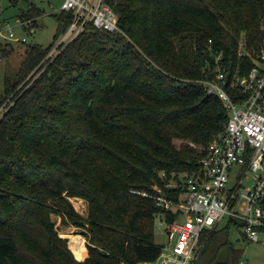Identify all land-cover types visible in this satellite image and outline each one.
Masks as SVG:
<instances>
[{
	"label": "trees",
	"instance_id": "16d2710c",
	"mask_svg": "<svg viewBox=\"0 0 264 264\" xmlns=\"http://www.w3.org/2000/svg\"><path fill=\"white\" fill-rule=\"evenodd\" d=\"M106 1L122 31L88 24L49 56L53 45L21 40L24 58L0 98V106L9 99L0 116V264L157 260L165 244L155 240L156 217L175 212L132 189L158 184L178 200L184 190L166 182L196 169L225 128V103L202 83L209 39L231 69L264 48V0ZM27 2L18 15L41 26L48 12ZM50 13L59 39L74 11ZM0 50L7 57L12 48L0 42ZM72 196L88 201L87 216ZM53 213L82 229L88 257L75 256ZM233 223L241 229L235 219L225 228ZM222 231L203 232L202 264H242L234 247L221 259L231 242Z\"/></svg>",
	"mask_w": 264,
	"mask_h": 264
},
{
	"label": "built area",
	"instance_id": "2783aa9c",
	"mask_svg": "<svg viewBox=\"0 0 264 264\" xmlns=\"http://www.w3.org/2000/svg\"><path fill=\"white\" fill-rule=\"evenodd\" d=\"M63 9L74 11L72 22L47 56L59 51L88 24L122 31L117 13L106 0H62L58 10ZM15 20L30 33L37 27L33 17L17 16ZM5 23L8 34L14 36L13 25ZM7 28L0 30V34ZM21 40L27 41V37L23 35ZM211 42L209 39L206 47L210 57L202 62V83L208 93L223 100L228 121L222 131L212 136L196 169L166 182L170 189L184 190L178 200L158 184L153 185V192L132 189L151 197L161 208L175 212L171 221L162 213L158 215L165 221L171 243L164 248L170 253L163 259L136 264H195L205 246L203 232L217 228L225 218L241 222L248 241L264 244V48L251 65L240 60L231 69L224 63L223 51L214 50ZM245 51V39L240 38L239 56ZM164 254L163 251L161 256Z\"/></svg>",
	"mask_w": 264,
	"mask_h": 264
},
{
	"label": "rangeland",
	"instance_id": "374dc122",
	"mask_svg": "<svg viewBox=\"0 0 264 264\" xmlns=\"http://www.w3.org/2000/svg\"><path fill=\"white\" fill-rule=\"evenodd\" d=\"M35 4L44 9L46 13L44 16L40 17L41 26H37L35 31L30 33L27 32L23 27L19 24H15L20 8H27L28 2L27 0H20L18 3L14 4L11 0H0V30H4L7 28L6 21H9L11 25H13V29L15 32L14 36H10L8 34V28L6 31L1 33L0 42L4 45L6 44L8 48H12L11 52L7 55V57H2L0 61V98L5 92L6 81L7 79H11L15 72L21 66L22 59L24 58V42L21 41V37L25 35L27 37V42H38L43 46L53 45L55 46L58 38L55 39V33L57 31L56 19L50 12L56 11L59 9L62 0H32ZM25 82V81H24ZM23 84V83H22ZM9 99L5 101L0 106V116L3 114L4 110L7 108V104ZM249 181V180H248ZM75 209L87 216L88 214V201L82 197L72 196L70 198ZM53 219L56 221V225L60 234L64 237H68V240L71 239V243L69 247L72 249L73 253L77 258H85L89 256V248L87 245L88 238L82 233V229L75 225H67L62 223L60 215L53 213ZM228 223V219L225 218L223 221L219 223V229H225L222 231V234L228 232V238L230 241L228 244L222 246L220 250V257L224 259L227 257L230 251V247L238 248V258L241 261H247L250 264H264V244L260 242H250L248 239L242 234V228L235 227L234 225H230L225 228ZM165 221L161 220L159 216L156 217L155 220V240L158 243L167 245L171 243L167 233L165 232ZM225 236V235H223ZM77 237V238H76ZM76 238L75 240H73ZM78 240H82L84 246L87 249V256L79 257V255H83L77 249ZM69 243V241H68ZM164 255L160 256V259H163L169 252L167 248H164ZM210 252H208L205 256L200 258L197 264H202L209 261Z\"/></svg>",
	"mask_w": 264,
	"mask_h": 264
},
{
	"label": "crops",
	"instance_id": "0c3cea01",
	"mask_svg": "<svg viewBox=\"0 0 264 264\" xmlns=\"http://www.w3.org/2000/svg\"><path fill=\"white\" fill-rule=\"evenodd\" d=\"M62 2V1H61ZM28 7V6H27ZM21 9H26V8H24V7H22V8H20V10ZM17 16H19V15H17ZM1 35V34H0ZM231 225H234V223L233 224H231ZM235 226V225H234ZM219 227V226H218ZM235 227H237V226H235ZM243 234V233H242ZM78 242H79V244H78V246H79V251L83 254V253H86L87 252V249H86V247L84 246V243H83V241L82 240H78ZM82 245V246H81Z\"/></svg>",
	"mask_w": 264,
	"mask_h": 264
},
{
	"label": "bare ground",
	"instance_id": "6f19581e",
	"mask_svg": "<svg viewBox=\"0 0 264 264\" xmlns=\"http://www.w3.org/2000/svg\"><path fill=\"white\" fill-rule=\"evenodd\" d=\"M78 244H79V242L76 244V245H77V249H78V248H79V246H80V245L78 246ZM81 246H82V245H81ZM78 251H79V249H78Z\"/></svg>",
	"mask_w": 264,
	"mask_h": 264
}]
</instances>
